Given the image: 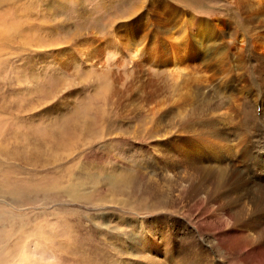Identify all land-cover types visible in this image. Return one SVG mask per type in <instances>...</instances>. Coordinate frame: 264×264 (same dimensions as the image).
<instances>
[{
  "label": "rangeland",
  "instance_id": "374dc122",
  "mask_svg": "<svg viewBox=\"0 0 264 264\" xmlns=\"http://www.w3.org/2000/svg\"><path fill=\"white\" fill-rule=\"evenodd\" d=\"M263 61L264 0H0V264H187L178 227L199 241L233 220L147 186L229 164L176 133L174 105L202 116L204 86L224 84L214 119L231 137Z\"/></svg>",
  "mask_w": 264,
  "mask_h": 264
},
{
  "label": "bare ground",
  "instance_id": "6f19581e",
  "mask_svg": "<svg viewBox=\"0 0 264 264\" xmlns=\"http://www.w3.org/2000/svg\"><path fill=\"white\" fill-rule=\"evenodd\" d=\"M134 51L135 55L139 53V50ZM260 64L264 69V61ZM257 74L259 75V73ZM223 85H218L216 90H214V84L207 82V85L204 86V95L197 93L204 96L205 111L203 110L202 116L198 115L200 114L199 112L197 114L198 117L197 115L193 116V112L191 114L184 110L185 108H182L186 107V104L189 106V103H191L188 97H186L188 100H184L183 96H181L184 98H182L183 100L181 98L178 99L177 104L174 105L178 116L176 119L180 118L176 120L178 124L176 133L178 135H187L195 141L206 140L209 146L213 149H218V156H216L215 162L228 160L229 165L220 168L218 166H206L204 161H210V158L209 156H204L199 161H192V166L194 167L191 168L192 173H189L190 170L185 172L181 170L180 173L177 167L182 168L180 166L182 163L181 159L179 160L176 157L173 168H176L178 174L174 173V181H168L170 183L169 185L167 182L168 188H166V185L165 191L159 189L157 194L151 186L146 185L147 193L160 204L169 202L174 205L181 203L202 206L207 204L217 205L224 215H229L231 220H233V224L230 227L216 228L209 237L199 241L190 239L191 237H182L189 234V229L187 230L185 226L178 227L180 237L177 242H180L179 249L181 250L178 252L181 258L190 260L187 264H204V262H213L218 259H230L233 254L236 255L238 264H264V176L251 172L255 170L254 168L252 170L248 168V162H252L258 170L264 172V79L258 82L251 81L253 87V89L250 88L252 95L243 99L241 111L239 110L240 117L244 120V122L242 121L244 126L240 131L237 130L231 133V137L234 136V138L240 139L241 144L244 142L243 146H246L245 141L250 142L252 147H254L253 149L256 150L254 154H252V150H243L244 152H240L241 155L236 156L230 147L232 138L228 137L229 134L221 133L218 128L214 114L224 108L223 100L219 96L220 92L217 91ZM253 95L256 96L254 104L249 100V97ZM258 97L260 98L259 100ZM181 108L183 112L189 113V115L183 117L184 121H181V119L183 120L181 116H184V114L178 112ZM257 108H260L259 115L256 113ZM74 189H69L74 199L87 200L86 196H78L80 193ZM210 217L208 218L210 219ZM216 226H218V222ZM211 230L213 229L211 228ZM138 259L128 264L143 263ZM220 261L222 262L223 260ZM143 264L155 263L151 257H145Z\"/></svg>",
  "mask_w": 264,
  "mask_h": 264
}]
</instances>
